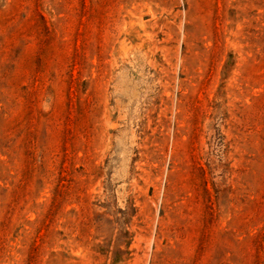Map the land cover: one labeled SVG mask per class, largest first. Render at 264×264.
<instances>
[{
  "label": "rangeland",
  "instance_id": "1",
  "mask_svg": "<svg viewBox=\"0 0 264 264\" xmlns=\"http://www.w3.org/2000/svg\"><path fill=\"white\" fill-rule=\"evenodd\" d=\"M0 264H264V0H0Z\"/></svg>",
  "mask_w": 264,
  "mask_h": 264
}]
</instances>
